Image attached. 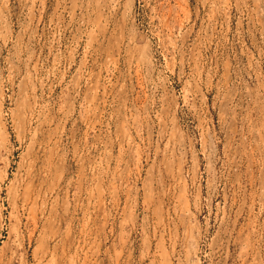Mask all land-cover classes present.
Segmentation results:
<instances>
[{"label": "rangeland", "instance_id": "374dc122", "mask_svg": "<svg viewBox=\"0 0 264 264\" xmlns=\"http://www.w3.org/2000/svg\"><path fill=\"white\" fill-rule=\"evenodd\" d=\"M0 264H264V0H0Z\"/></svg>", "mask_w": 264, "mask_h": 264}]
</instances>
